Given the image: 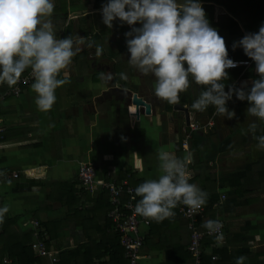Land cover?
I'll use <instances>...</instances> for the list:
<instances>
[{"label":"crops","instance_id":"crops-1","mask_svg":"<svg viewBox=\"0 0 264 264\" xmlns=\"http://www.w3.org/2000/svg\"><path fill=\"white\" fill-rule=\"evenodd\" d=\"M107 2L54 0L57 38L80 35L95 43L64 70L70 83L56 90L49 112L35 105L34 81L28 86L18 81L11 88L0 84V208H8L0 222V264H53L54 259L57 264H132L125 245L127 205L140 199L135 196L138 185L161 174L159 149L179 158L191 155L189 182L207 193V203L195 221L183 216L178 205L174 217L142 223L134 236L142 241L137 264H236L241 256L244 264H264V150L249 131L256 122L255 136L264 135V125L247 116L248 102L235 95L227 102L235 112L231 120L211 106L195 111L191 105L204 86L191 82L179 103L188 108L192 125H198L189 132L185 114L176 110L179 104L157 98L154 77L128 64L125 33L131 29L118 20L112 29L103 24L101 8ZM199 3L224 38L229 58L251 62L234 81L237 71H228L225 83L240 88L247 82L250 89L259 78L255 63L232 45L264 24V0ZM96 46L102 48L100 55ZM130 91L153 104L150 115L143 111L134 117ZM228 138L231 143L223 147ZM84 164L97 173L92 187L80 178ZM112 187L120 191L122 204H113ZM207 220L223 222L220 241L202 227ZM192 224L202 235L199 257L190 250Z\"/></svg>","mask_w":264,"mask_h":264},{"label":"clouds","instance_id":"clouds-1","mask_svg":"<svg viewBox=\"0 0 264 264\" xmlns=\"http://www.w3.org/2000/svg\"><path fill=\"white\" fill-rule=\"evenodd\" d=\"M54 8V0H0V84L11 88L30 69L35 105L43 113L55 104L56 90L70 83L64 70L84 47L92 48L95 43L80 35L57 38ZM101 15L108 29L117 20L121 26L130 27L131 31L125 33L128 64L141 75L154 77L157 98L179 104L180 94L194 82L204 86L191 105L195 111L204 112L211 106L216 115L231 120L235 112L229 111L227 102L235 95L248 102L247 116L264 125V24L257 33H247L232 45L233 50L242 48L255 63L259 78L249 89L247 82L240 88L225 83L229 80L227 70H234L238 64L229 58L224 38L210 25L199 0H108L102 5ZM101 52L102 48L96 46V54ZM121 77L126 79L123 73ZM106 78L111 80L112 74ZM257 128L256 122L249 125L258 149L264 150V135L256 137ZM157 159L159 177L135 188V196L140 198L134 207L137 215L161 222L174 217L178 205L193 213L206 205L207 193L189 182L190 154L179 158L159 149ZM7 212V207L0 208V222ZM202 227L210 235L216 234L217 240L222 238L218 220L204 221ZM245 259L237 258L236 264H244Z\"/></svg>","mask_w":264,"mask_h":264},{"label":"built area","instance_id":"built-area-1","mask_svg":"<svg viewBox=\"0 0 264 264\" xmlns=\"http://www.w3.org/2000/svg\"><path fill=\"white\" fill-rule=\"evenodd\" d=\"M235 62H237L238 66L233 68V69H240L242 66L249 67L251 65V62H248V61H235ZM229 70H232V69H229ZM33 81L34 80L30 76V72H29L27 77H24V78L19 80V84L20 85H24V86H28ZM14 92H15L16 95H19L20 89L16 88ZM0 122H1V119H0ZM194 126H196V125H192V128ZM17 176L18 175L16 174L15 177H17ZM80 177H81V180L85 183V185H87L88 187H92L93 184L96 182V173H95L94 167L91 164L82 165L81 168H80ZM1 181H2V175H0V182ZM111 192H112V195H113V198H112L113 199L112 200L113 204H116V205L122 204V202L120 200V191L116 190L115 187L114 188L112 187L111 188ZM215 206H216V208H218L219 204H216ZM134 207L135 206L132 203L127 205V209L129 211V213H128L127 217H126L127 219H126V222L124 224V230L129 232L125 236V245H126V248H127L128 256L130 257L132 264H137L138 260H140L139 248L142 246V241L139 240V239L135 240L134 236L137 235V234L139 235V226L142 223H144L145 225L148 226L149 225V221L146 220L145 218L137 215L134 212ZM179 211L186 218L190 219L191 221H195L196 216L201 215L205 211V209H204V207H202L197 212L193 213V212H190L186 206L181 204L180 208H179ZM219 222L222 224V229H221V232H220V235L222 237L224 235V228H223L224 224H223L222 221H219ZM191 229L193 230V238H192V245L190 247V250L193 252V254L196 257H199V255H200L199 242H200V240L202 238V235L199 234L195 230L193 224L191 225ZM207 234L210 235L208 233V231H207ZM210 236H213L217 240L216 234H213V235H210ZM220 240L221 239H219L217 241H220ZM33 248L34 249H38V245L37 244H33ZM56 262H57V259H54V263L53 264H57ZM196 264H199L198 260H197Z\"/></svg>","mask_w":264,"mask_h":264},{"label":"water","instance_id":"water-1","mask_svg":"<svg viewBox=\"0 0 264 264\" xmlns=\"http://www.w3.org/2000/svg\"><path fill=\"white\" fill-rule=\"evenodd\" d=\"M129 102L132 104L129 105V108L134 107L135 114L134 117L139 118L140 114L144 111L146 114L150 115L152 112L153 104L147 101L144 97L134 93L132 91L129 92ZM176 110H179L185 114L184 120L186 121V126L189 127L191 120H190V112L188 108L184 107L183 105L179 104L176 106Z\"/></svg>","mask_w":264,"mask_h":264},{"label":"trees","instance_id":"trees-1","mask_svg":"<svg viewBox=\"0 0 264 264\" xmlns=\"http://www.w3.org/2000/svg\"><path fill=\"white\" fill-rule=\"evenodd\" d=\"M234 62H235V61H234ZM243 67H245V66H242V68H240V69H234V70L237 71V72H235L234 75H233V78H232L233 81L236 80L237 76H238V75L241 73V71L244 69ZM227 71H232V70H227ZM228 84H230V83H228ZM225 90H227V86H226ZM230 143H231V139L228 138V139L225 141L224 145H222V146H223V147H227ZM236 175H239V176H241V177L246 176V174L243 173V172H238Z\"/></svg>","mask_w":264,"mask_h":264},{"label":"rangeland","instance_id":"rangeland-1","mask_svg":"<svg viewBox=\"0 0 264 264\" xmlns=\"http://www.w3.org/2000/svg\"><path fill=\"white\" fill-rule=\"evenodd\" d=\"M119 28H120V26L118 27V29H115V30H119ZM188 129V131L189 132H193V131H195V130H198V127H196V126H194L193 128H192V123H190V126L189 127H187ZM196 128V129H195Z\"/></svg>","mask_w":264,"mask_h":264},{"label":"bare ground","instance_id":"bare-ground-1","mask_svg":"<svg viewBox=\"0 0 264 264\" xmlns=\"http://www.w3.org/2000/svg\"><path fill=\"white\" fill-rule=\"evenodd\" d=\"M198 126V125H197ZM196 129V128H195ZM93 166V165H92ZM94 167V166H93ZM97 174V173H96ZM81 178V177H80ZM84 183V182H83ZM104 187V186H103ZM107 187V186H106ZM106 187H105V189H106ZM108 190V189H107ZM132 202H133V200H132ZM135 203V202H134ZM112 205V204H111Z\"/></svg>","mask_w":264,"mask_h":264}]
</instances>
